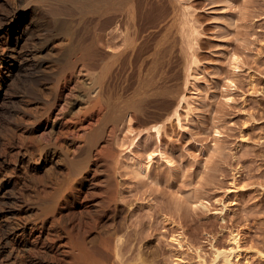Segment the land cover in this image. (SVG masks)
Wrapping results in <instances>:
<instances>
[{"label": "rangeland", "instance_id": "1", "mask_svg": "<svg viewBox=\"0 0 264 264\" xmlns=\"http://www.w3.org/2000/svg\"><path fill=\"white\" fill-rule=\"evenodd\" d=\"M56 1L60 11H43L50 22H42V11L36 18L41 34L45 29L42 39L32 30L14 48L0 35L13 57L40 50L23 61L19 74H13L17 61L0 62V141L13 145L18 136L29 142L32 135L46 143L40 177L61 181L83 161L85 175L100 176L92 161L105 137L88 142L85 109L96 93V74L118 68L102 127L113 109L128 113L113 141L118 196L156 210L162 264H264V0H98L87 7ZM15 4L0 0V10ZM132 39L143 42L142 57L130 52ZM37 62L54 65L46 77L67 78L53 105L42 107L48 100L42 68L27 75ZM178 87L176 114L162 120V102L148 104L161 99L166 105ZM137 106L146 107L140 121ZM87 146L93 151L85 159ZM4 187L8 195L9 183Z\"/></svg>", "mask_w": 264, "mask_h": 264}, {"label": "bare ground", "instance_id": "2", "mask_svg": "<svg viewBox=\"0 0 264 264\" xmlns=\"http://www.w3.org/2000/svg\"><path fill=\"white\" fill-rule=\"evenodd\" d=\"M72 1L82 3L83 7L99 2ZM15 2L17 5L10 6V10H0V35L5 33L14 48L21 41H26L32 30H37L39 34L36 38L42 39L45 29L42 25L41 34V29L37 26L39 21L36 19L41 11L42 22L45 23L50 20L45 18L43 11L56 13L61 10V4L56 0H14ZM37 3H43L44 6L40 7ZM51 24L55 28L57 26L59 31L67 30L62 22L58 25L53 20ZM1 38L2 36L0 40ZM0 46V62L8 58L17 61L13 74H19L27 57L40 53L39 49L31 48L13 57ZM130 46V52H136L142 57L143 42L132 39ZM144 61L145 58H140V62ZM41 68L42 81H39L42 82V93L46 91L48 95V100L42 101L43 107L47 103H55L60 96L58 87L63 86L67 78L63 74L46 77L48 71L55 69L51 62L31 65L27 75L37 73ZM105 70V73L99 71L96 74L93 83L96 93L85 109L86 119L92 125L88 142L98 134L105 137L104 145L94 149L92 161L93 166L101 171L100 176L85 175L87 166H83L86 162L83 161L72 164L73 173L61 181L40 177V163L46 143L34 140L32 135L29 142H24L21 136L17 137L16 144L13 145L8 140L0 141V264H162L164 240L159 224H155L156 210H145L142 205L134 203L135 199L130 196H118L119 182L114 171L119 152L113 141L118 124L128 113L113 109L114 115L109 124L102 127L109 116L111 99L108 94L113 90L111 83L119 71L118 68L109 66ZM128 71L135 73L130 68ZM161 91L165 98L166 92L163 89ZM179 91L180 87L175 90L174 95L167 96L166 105L165 100L160 99L148 106L158 107L162 102L163 108L159 116L166 115L162 119L165 120L171 116V112L176 114L177 107L174 108V105L179 98ZM181 100L182 97L179 101ZM145 108L136 107L137 121L143 120L141 117L146 114ZM45 112L47 117L49 113ZM148 121L144 120L145 123ZM80 124L78 121L76 125L80 127ZM95 124L97 129L93 126ZM157 127L158 124L151 125L149 130L158 131ZM140 133L132 137L130 144H134ZM92 151L89 146L85 147V159L90 158ZM34 156H37L36 161ZM141 170L147 172L148 165L141 167ZM5 183L10 186L8 195ZM82 213L88 214L87 220L82 219ZM128 216L132 220L125 226ZM231 240L237 244V234H233Z\"/></svg>", "mask_w": 264, "mask_h": 264}]
</instances>
